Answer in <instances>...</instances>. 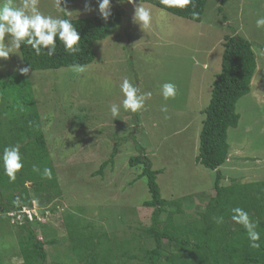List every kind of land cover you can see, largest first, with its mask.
Masks as SVG:
<instances>
[{
  "label": "rangeland",
  "instance_id": "374dc122",
  "mask_svg": "<svg viewBox=\"0 0 264 264\" xmlns=\"http://www.w3.org/2000/svg\"><path fill=\"white\" fill-rule=\"evenodd\" d=\"M14 2L22 4L23 0ZM139 4L112 0V13L122 11L121 24L113 36L94 45L96 60L82 73L64 68L28 74L53 168L51 178L43 173L27 176L25 207L49 226L50 236L58 241L46 247L49 264L56 262V252L63 254L70 244L64 220L68 212L81 216L77 218L83 224L92 222L99 233L108 234L112 247H120L124 240L132 242V249L138 241L154 247L152 240L141 237L140 230L151 224L153 209L143 207L151 196L147 179L139 177L142 169L129 165L130 157L139 152L137 145L145 149L154 170L164 169L157 176L163 199L184 201L193 196L200 202V195L214 196L216 172L205 169L196 158L203 111L222 71V45L233 32L253 44L258 68L251 93L237 104L241 119L237 128L229 130V159L221 169L227 177L225 184L233 179L264 182V28L256 25L257 19L264 17V0H226L224 4L209 0L200 23L144 3L153 13L152 25L146 31L133 22ZM61 7L72 20L101 16L98 0H61ZM38 8L46 15L66 16L56 0H38ZM23 67L19 49L8 59L0 58V77L20 73ZM124 77L142 92L152 93L145 110L132 113L123 109L119 85ZM166 82L178 88L175 98L167 101L161 93ZM113 103L121 105L119 117L111 115ZM165 105L167 113L161 111ZM166 115L169 118L165 119ZM116 144L114 161L102 176L95 175L112 157ZM52 178L58 179V189L49 194L32 190L35 183ZM186 211L195 217L194 209ZM15 231H0L2 264L22 263L18 254L10 252L12 241L7 234L10 232L12 243L17 245ZM38 237L43 242L49 239L41 230ZM166 251L175 253L176 249L166 245ZM105 255L109 264H126L117 255ZM60 263L70 264L65 258Z\"/></svg>",
  "mask_w": 264,
  "mask_h": 264
},
{
  "label": "trees",
  "instance_id": "16d2710c",
  "mask_svg": "<svg viewBox=\"0 0 264 264\" xmlns=\"http://www.w3.org/2000/svg\"><path fill=\"white\" fill-rule=\"evenodd\" d=\"M208 1L194 0L193 9L191 5L184 8L168 7L160 0H142L143 3L197 23L203 21ZM136 3H141V0H136ZM193 10L200 14L198 19H193ZM72 21L81 36L79 52H66L58 39L56 53L52 56L47 54V50L37 55L31 46L22 45L20 51L24 67H30V71H53L72 68L75 64L89 66L96 60L94 45L106 41L117 32L122 11L113 12L107 21L101 16ZM222 46V71L213 83L209 105L203 111L205 120L200 133V153L196 158V162L205 169L216 172L212 188L214 196L206 198L207 194L200 195L203 198L200 202L193 196L183 198L184 201L163 199L157 176L164 169L154 170L145 149L137 145L139 152L130 157L129 165L142 169L139 177L147 179L151 196L150 200L143 203V207L153 209L150 226L139 230L145 241L154 242V247L149 248L146 243L143 245L138 241L139 244H134L132 249V242L128 240L120 243V247H112L108 234L99 233L92 222L83 224L82 219L77 218L81 216L68 212L64 220L70 244L63 254L56 252L57 260L51 264H62V258L70 264H109L105 254L110 253L117 255L121 261L125 259L122 263L126 264H264V182L233 179L230 184H225L227 177L221 169L229 159V130L237 128L241 119L237 104L251 93L253 77L258 68L257 56L253 44L236 32L226 36ZM28 74L0 77V154L7 146L19 145L24 162L15 181H10L0 166V213L5 215L0 216V231L7 232L9 228L10 231L16 230L17 245L12 243L14 239L10 232L7 236L12 241L10 252L19 255L22 259L20 264H49L50 252L46 247L54 246L58 241L50 236L47 224L29 221L27 216L20 214L26 206L27 176L43 173L45 168H53ZM118 147L119 144H116L112 157L101 165L95 175H103L118 154ZM34 168L39 171H34ZM59 187L58 179L52 178L35 183L32 190L49 194ZM17 197L22 201L20 205L14 204ZM234 207L245 209L257 222L256 230L261 237L259 248L251 247L246 230L232 221L231 209ZM187 209H194V218L191 217L192 213L187 215ZM12 213L17 215L12 217ZM17 216L23 217L21 221ZM221 216L224 222L217 224L214 218ZM40 230L47 232L49 239L46 242L39 239ZM2 241L6 244L7 240L3 238ZM107 242L110 247L106 248ZM166 245L174 246L175 253H168ZM3 253L0 251V264L4 262Z\"/></svg>",
  "mask_w": 264,
  "mask_h": 264
},
{
  "label": "clouds",
  "instance_id": "9594fccd",
  "mask_svg": "<svg viewBox=\"0 0 264 264\" xmlns=\"http://www.w3.org/2000/svg\"><path fill=\"white\" fill-rule=\"evenodd\" d=\"M121 2H124V0H121ZM127 2L136 4V0H127ZM160 2L168 7L184 8L191 5L195 9L194 0H160ZM56 5L58 9L65 11V18L53 17L42 13L38 8V0H23L22 4H17L14 0H0V58L8 59L10 54L16 53L22 45L31 46L37 55H40L42 50H47V54L52 56L56 53L57 39L63 44L66 52L70 54L79 52L80 33L77 31L68 12L61 7V0H56ZM98 7L101 17L107 21L112 15V0H98ZM191 14L193 19H198L200 15L194 10ZM152 20L153 13L151 8L146 7L141 0V3L135 7L133 22L146 31L150 29ZM256 25L257 28H264V17L258 18ZM72 70L82 73L85 71V66L75 64L72 66ZM29 71L30 67L19 69V72L23 75H27ZM119 87L124 97L122 106L125 111L138 113L146 109V102L152 97L151 92H142L139 86L131 82L127 77L123 78ZM177 91V85L172 82H166L161 87L162 96L166 101L170 98H175ZM120 108V104H111V115L119 117ZM161 111L167 113V106H163ZM167 118L169 117L166 115L165 119ZM0 166H2L4 174L10 181H15L17 173L24 167L19 145L7 146L3 149L2 154H0ZM34 171H39V169L34 168ZM43 175L51 178V170L45 168ZM21 203L20 197H17L14 201L16 205ZM27 210L26 207H23L20 214L27 216L29 221L40 222L38 215H33L32 219H30L31 211ZM231 212L232 221L242 225L246 230L251 247L259 248L261 237L256 230L257 222L252 219L249 212L241 207H234ZM14 215L17 214H11L12 217ZM20 218L23 217L19 216V221H21ZM214 219L217 224L224 222L222 216Z\"/></svg>",
  "mask_w": 264,
  "mask_h": 264
},
{
  "label": "built area",
  "instance_id": "2783aa9c",
  "mask_svg": "<svg viewBox=\"0 0 264 264\" xmlns=\"http://www.w3.org/2000/svg\"><path fill=\"white\" fill-rule=\"evenodd\" d=\"M32 217H33V216L31 215V216H30V219H32Z\"/></svg>",
  "mask_w": 264,
  "mask_h": 264
}]
</instances>
